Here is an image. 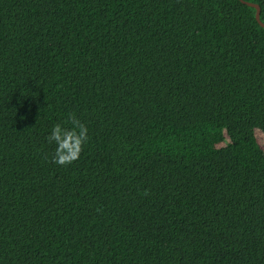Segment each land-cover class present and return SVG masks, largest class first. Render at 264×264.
<instances>
[{
    "label": "trees",
    "instance_id": "16d2710c",
    "mask_svg": "<svg viewBox=\"0 0 264 264\" xmlns=\"http://www.w3.org/2000/svg\"><path fill=\"white\" fill-rule=\"evenodd\" d=\"M0 264H264L254 7L0 0Z\"/></svg>",
    "mask_w": 264,
    "mask_h": 264
},
{
    "label": "clouds",
    "instance_id": "9594fccd",
    "mask_svg": "<svg viewBox=\"0 0 264 264\" xmlns=\"http://www.w3.org/2000/svg\"><path fill=\"white\" fill-rule=\"evenodd\" d=\"M66 123L70 126L55 124L46 138L49 144H56L52 163L58 165H67L77 160L89 140L87 126L74 113L68 117Z\"/></svg>",
    "mask_w": 264,
    "mask_h": 264
},
{
    "label": "water",
    "instance_id": "95a60500",
    "mask_svg": "<svg viewBox=\"0 0 264 264\" xmlns=\"http://www.w3.org/2000/svg\"><path fill=\"white\" fill-rule=\"evenodd\" d=\"M240 1L255 8V19L262 27H264V23L260 20V6H259V4L249 2V1H245V0H240Z\"/></svg>",
    "mask_w": 264,
    "mask_h": 264
}]
</instances>
